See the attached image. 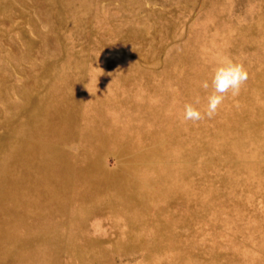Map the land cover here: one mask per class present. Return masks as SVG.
Wrapping results in <instances>:
<instances>
[{
	"label": "rangeland",
	"instance_id": "rangeland-1",
	"mask_svg": "<svg viewBox=\"0 0 264 264\" xmlns=\"http://www.w3.org/2000/svg\"><path fill=\"white\" fill-rule=\"evenodd\" d=\"M0 264H264V0H0Z\"/></svg>",
	"mask_w": 264,
	"mask_h": 264
},
{
	"label": "clouds",
	"instance_id": "clouds-1",
	"mask_svg": "<svg viewBox=\"0 0 264 264\" xmlns=\"http://www.w3.org/2000/svg\"><path fill=\"white\" fill-rule=\"evenodd\" d=\"M247 80L248 71L242 63L227 56L218 57L211 68L209 79L201 83L206 92L203 111L198 107L201 99L197 96L183 105V120L195 123L215 117L225 99L229 95H239Z\"/></svg>",
	"mask_w": 264,
	"mask_h": 264
}]
</instances>
